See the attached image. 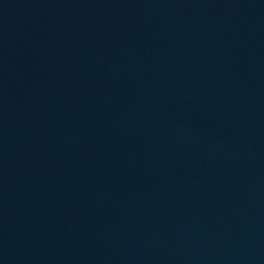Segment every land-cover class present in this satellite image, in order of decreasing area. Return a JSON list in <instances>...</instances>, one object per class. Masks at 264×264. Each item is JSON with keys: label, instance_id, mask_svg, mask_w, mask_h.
<instances>
[{"label": "water", "instance_id": "95a60500", "mask_svg": "<svg viewBox=\"0 0 264 264\" xmlns=\"http://www.w3.org/2000/svg\"><path fill=\"white\" fill-rule=\"evenodd\" d=\"M0 264H264V16L108 89L0 192Z\"/></svg>", "mask_w": 264, "mask_h": 264}]
</instances>
